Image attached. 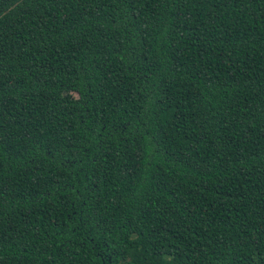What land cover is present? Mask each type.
I'll use <instances>...</instances> for the list:
<instances>
[{"label":"trees","instance_id":"obj_1","mask_svg":"<svg viewBox=\"0 0 264 264\" xmlns=\"http://www.w3.org/2000/svg\"><path fill=\"white\" fill-rule=\"evenodd\" d=\"M0 264H264V0H0Z\"/></svg>","mask_w":264,"mask_h":264}]
</instances>
